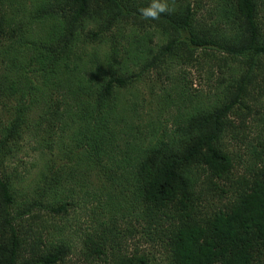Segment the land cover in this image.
I'll return each mask as SVG.
<instances>
[{"label": "trees", "instance_id": "obj_1", "mask_svg": "<svg viewBox=\"0 0 264 264\" xmlns=\"http://www.w3.org/2000/svg\"><path fill=\"white\" fill-rule=\"evenodd\" d=\"M162 2L0 0V264H264V0Z\"/></svg>", "mask_w": 264, "mask_h": 264}, {"label": "rangeland", "instance_id": "obj_2", "mask_svg": "<svg viewBox=\"0 0 264 264\" xmlns=\"http://www.w3.org/2000/svg\"><path fill=\"white\" fill-rule=\"evenodd\" d=\"M200 78L195 77V72H191V82L194 83V86L199 87L203 84H198ZM4 109V107L0 104V112ZM3 116V115H2ZM34 119H31V121ZM34 122V121H33ZM32 122V123H33ZM32 127V126H31ZM36 138L31 139V141L26 140L19 145V151L17 152L16 158L17 162H19L18 169L23 170L24 173L30 171L29 176L34 177L36 171L41 167L42 163L38 158L39 148L36 147ZM34 141V142H32ZM229 148L231 150L235 149V145L237 144L234 139H229V137L225 138ZM36 148V150H34ZM41 151V150H40ZM35 162V164H33ZM37 163V165H36ZM16 164V162H15ZM17 165V164H16ZM35 165V166H34ZM244 169V164L239 167V172L242 173ZM93 203H89V207H93ZM85 216V215H84ZM73 215L68 218H64L63 222L59 221V231L62 233L65 241L71 244V252L68 255V259H71V262L67 260L66 264H74L78 259L79 252V239H80V231L75 229L73 223ZM125 229V226H124ZM130 235L127 237L125 241V248L129 249V251H134L137 249L138 251L147 252L152 264H168L167 255L164 248L159 244L158 239L151 240L146 234L145 230H142L139 225L135 224V226L129 228Z\"/></svg>", "mask_w": 264, "mask_h": 264}, {"label": "clouds", "instance_id": "obj_3", "mask_svg": "<svg viewBox=\"0 0 264 264\" xmlns=\"http://www.w3.org/2000/svg\"><path fill=\"white\" fill-rule=\"evenodd\" d=\"M169 8L162 0H152L151 5L148 8L141 10V15L145 20H157L160 14L166 13Z\"/></svg>", "mask_w": 264, "mask_h": 264}]
</instances>
